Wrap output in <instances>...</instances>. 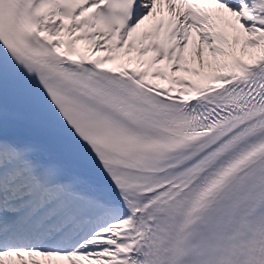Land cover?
<instances>
[{
    "label": "snow or ice",
    "instance_id": "obj_1",
    "mask_svg": "<svg viewBox=\"0 0 264 264\" xmlns=\"http://www.w3.org/2000/svg\"><path fill=\"white\" fill-rule=\"evenodd\" d=\"M0 264H264V0H0Z\"/></svg>",
    "mask_w": 264,
    "mask_h": 264
}]
</instances>
